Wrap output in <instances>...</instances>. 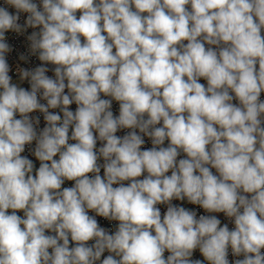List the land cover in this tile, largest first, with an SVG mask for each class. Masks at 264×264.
Listing matches in <instances>:
<instances>
[{
  "label": "clouds",
  "instance_id": "9594fccd",
  "mask_svg": "<svg viewBox=\"0 0 264 264\" xmlns=\"http://www.w3.org/2000/svg\"><path fill=\"white\" fill-rule=\"evenodd\" d=\"M262 30L264 0H3L0 264H264Z\"/></svg>",
  "mask_w": 264,
  "mask_h": 264
},
{
  "label": "built area",
  "instance_id": "2783aa9c",
  "mask_svg": "<svg viewBox=\"0 0 264 264\" xmlns=\"http://www.w3.org/2000/svg\"><path fill=\"white\" fill-rule=\"evenodd\" d=\"M37 3H39V0H36ZM0 5H3V0H0ZM9 11L10 12H14L15 10L11 7H9ZM26 13L25 14H22L21 16V20H20V23H23L24 22V19L26 18ZM79 16V12L77 13V17ZM32 31V29H28V32L25 33L24 35H21V36H17L15 33H7L6 36H7V40H8V43L13 47V51L11 53L8 54V62L10 64V67H11V72H10V75H12L13 77V82L15 83L17 80H18V75L16 74V66L19 65L20 67L22 68H26V69H32L38 65H40V61L37 59V57L35 56H31L29 55L28 53V44L29 42L26 40V35L30 34ZM106 35V33H105ZM262 35H264V30H262ZM83 40V38H81ZM185 43H187V41H185ZM207 47V45H206ZM214 47V46H213ZM115 51V49H114ZM20 54H24L26 56H29V59L27 62L25 61H21L19 59V56ZM48 67H53L52 65H48ZM258 67V65H257ZM47 75L49 76H54V73L49 71L47 73ZM200 83L204 84L205 86H207V81L204 79V78H201ZM22 87H25L26 89H29L30 90V85L27 83V81H24L22 84H21ZM65 92H67V89L65 90ZM234 95V94H233ZM102 98H108V97H103L102 95ZM260 99L261 100H264V92L261 93V96H260ZM41 103H46V101L44 100H40ZM233 103H238L237 100H234ZM71 110L75 111L76 109V105L73 103L72 105L69 106ZM49 111H52V112H59V109H49ZM112 111H113V114L114 116H118L119 115V103L114 101L113 100V103H112ZM30 116H38L40 118V124L38 126V131L39 130H42V128L45 126L46 122L44 121L43 119V114L40 113L39 111H35L33 113H30L29 114ZM61 117L63 116L62 113H60ZM17 118H19V115L17 114ZM131 131L130 129H123V130H119L116 135L117 136H123L125 135L127 132ZM138 133H139V130L137 129L136 130ZM69 135H71V130L69 132ZM145 139V144L142 146V149H147V148H151L152 147V144H151V140L150 138L148 137H144ZM69 143H75V141H69ZM168 144V141H165V147L167 146ZM101 146V142H97V148H99ZM35 147V142H33L32 145L30 146H26V150L24 153H22V155L24 156H27L29 159H31L33 161V163L35 164L36 168L37 166L39 165V161L35 158V156L32 154V152L30 151V149L34 148ZM184 154H181V157H178L179 158H183ZM56 158H59V155H57ZM100 163H103V159L100 160ZM212 171L215 173V169H212ZM171 172L168 173V175H170ZM91 175V174H89ZM101 175H103V169H101ZM146 175V173H145ZM142 177H140V179H142ZM74 181H65L64 185H62V187H71L73 185ZM127 183V182H125ZM117 185H114V187H116ZM174 204H178V205H182L186 208H191V209H195L198 213V215L200 214H205L207 215L208 213H206L202 208H200L199 206L197 205H191V204H188L186 201L184 202H181V201H173ZM158 207L161 208V212L163 214V212L166 211V206L165 205H158ZM11 211V210H9ZM90 215H94V213L90 212L89 213ZM18 215H21L23 216V212H18ZM214 215H217V217L219 219H221V223L222 225L224 223H228L229 225V228L232 229L234 228V224L231 223L228 218H226L224 216L223 213H214ZM97 220L99 222V224L102 226V227H107L109 228L110 231H114L115 230V225L118 223V222H115V221H112V222H109L107 220H105L104 218L102 217H97ZM46 234H51V233H48L46 232ZM89 243H92V241H90ZM105 256L108 255V253L106 252L104 254ZM167 255V253L165 254ZM193 259H201L203 260V256L202 254H200L199 250L197 249L195 252H194V255L192 257ZM237 257H233L231 255V252L229 251V260H233V259H236ZM240 259H242L243 257H238Z\"/></svg>",
  "mask_w": 264,
  "mask_h": 264
},
{
  "label": "rangeland",
  "instance_id": "374dc122",
  "mask_svg": "<svg viewBox=\"0 0 264 264\" xmlns=\"http://www.w3.org/2000/svg\"><path fill=\"white\" fill-rule=\"evenodd\" d=\"M15 83H20L19 82V79L15 82ZM21 86V85H20ZM56 158V157H55ZM56 159H58V158H56ZM39 167V165L37 166V168ZM204 259V258H203ZM205 264H208V262L207 261H205Z\"/></svg>",
  "mask_w": 264,
  "mask_h": 264
}]
</instances>
